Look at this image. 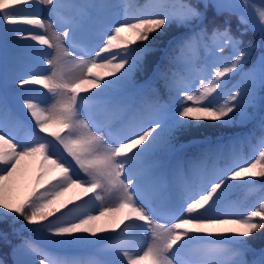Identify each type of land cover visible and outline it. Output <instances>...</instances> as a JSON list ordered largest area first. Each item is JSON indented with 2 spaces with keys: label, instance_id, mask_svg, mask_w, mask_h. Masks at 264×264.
I'll list each match as a JSON object with an SVG mask.
<instances>
[{
  "label": "snow or ice",
  "instance_id": "6c2138e0",
  "mask_svg": "<svg viewBox=\"0 0 264 264\" xmlns=\"http://www.w3.org/2000/svg\"><path fill=\"white\" fill-rule=\"evenodd\" d=\"M231 16L236 31L230 19L217 23ZM9 37L16 52L0 51V225L9 229L0 228V248L11 245L16 259L0 264H264V196L226 203L232 188L264 178V2L0 0V41ZM37 59L46 67L31 71ZM25 126L54 140L20 136ZM206 126L238 129L224 166L181 165V138ZM119 215L116 227L97 228ZM65 248L93 251L78 258Z\"/></svg>",
  "mask_w": 264,
  "mask_h": 264
},
{
  "label": "trees",
  "instance_id": "16d2710c",
  "mask_svg": "<svg viewBox=\"0 0 264 264\" xmlns=\"http://www.w3.org/2000/svg\"><path fill=\"white\" fill-rule=\"evenodd\" d=\"M148 0H130L129 4L133 7L143 6L147 3ZM225 2H235L240 3V0H225ZM253 3L260 5L261 3L253 1ZM241 11L248 16L249 19H253L252 13L245 7L242 8ZM223 19H230L233 27V31L240 26L238 22V18L236 16L218 18L217 23H222ZM255 39L251 34H249L245 38V44L249 40ZM159 43H166L164 41H158ZM205 54L202 52L201 56L203 57ZM130 96H134L135 94L129 93ZM238 134V129L234 127H218V126H206L203 128L192 130L186 133L182 138L180 143L183 145V148L180 149L179 158L180 162H192L195 160H199L201 158L205 159L209 168L215 167H223L225 164V157L228 151L229 146L231 145L232 139L235 135ZM259 135V133H257ZM255 142V141H254ZM244 152L246 155H250L251 151L249 148L245 147ZM169 160L174 164L175 161L173 157H169ZM238 183V182H233ZM262 186H264V178H258L255 189H248L243 187H234L229 190L226 198V203H232L236 201H246V202H255L261 196H264V191H261ZM23 221H20L16 225V228H20V224ZM0 228L5 230L8 229V225H0ZM30 233L24 232V236H28ZM259 235V234H257ZM12 244H16L19 242L20 237L10 236ZM261 243L260 240L255 241L254 246H258ZM11 245L4 246L0 248V258L5 260H14L15 256L10 252Z\"/></svg>",
  "mask_w": 264,
  "mask_h": 264
},
{
  "label": "rangeland",
  "instance_id": "374dc122",
  "mask_svg": "<svg viewBox=\"0 0 264 264\" xmlns=\"http://www.w3.org/2000/svg\"><path fill=\"white\" fill-rule=\"evenodd\" d=\"M129 1L130 0H124V2H126L128 4H129ZM253 1L258 2V3L264 2V0H253ZM77 2H79V3H106L107 4V3H120L121 0H77ZM41 7L44 8L43 17L45 18V20H47V18H48L47 7L46 6H41ZM90 26H91V22L86 21L85 22V33H84L85 36L90 35V33L88 32V28H90ZM17 27L28 28L30 26L18 25ZM54 27H56V26L54 25ZM57 30H59V28H57ZM21 43H30V41H22ZM65 46L67 47V44ZM39 47L44 48L46 52H52V50L47 49L46 46H39ZM0 51H6L9 56H11L14 52H16V45L13 43L11 37H9L6 41H0ZM69 51H72V49L69 48ZM37 55L39 56V54H37ZM48 58H50V57H48ZM85 58L87 59V57H85ZM44 67H46V65H43L40 62V60L37 59L34 62V64L32 65V67L30 68V70L31 71H42ZM4 72H5V66H4L2 58H0V82H2ZM105 79H112V77H105ZM95 91H99V89H92L89 93H81V95H91V92H95ZM116 91L114 92V94H116V93L120 94L119 90H116ZM49 103H50V101H49ZM13 107H14V111L17 114H19L20 110H21V106L19 105L18 101L14 102ZM135 116L136 115H134L133 117H135ZM128 117H130V116H128ZM130 120H131V118H130ZM26 121L30 125L34 124V122L31 120H26ZM17 131H18L20 136H26V135H29L31 132H35L41 136H47L48 139L51 137V136H48V134H46V133L39 132V129L35 128V127H27V126L20 127L17 129ZM64 155L66 156L67 154L64 153ZM69 159H71V158L69 157ZM35 168H36L35 162H29V166L25 172L26 179H31V177L35 174ZM70 195H72V194H70ZM89 195H91V193H89ZM87 198H88L87 196L84 197V199H87ZM121 218H122V215H119L114 219H107V218L102 219V220L97 222L96 226L98 229L101 227L114 228V227H116L117 224H119V220ZM111 222L113 224H111ZM125 223H128V222H125ZM119 227L122 229L123 225H120ZM133 231H135V230H133ZM112 234L115 235L116 233H112ZM59 251H60V254H63V255H68V256H73V257H78V258H87L93 250L91 248H65V249H60ZM15 259H16V257H15Z\"/></svg>",
  "mask_w": 264,
  "mask_h": 264
},
{
  "label": "bare ground",
  "instance_id": "6f19581e",
  "mask_svg": "<svg viewBox=\"0 0 264 264\" xmlns=\"http://www.w3.org/2000/svg\"><path fill=\"white\" fill-rule=\"evenodd\" d=\"M111 224H113V223L111 222Z\"/></svg>",
  "mask_w": 264,
  "mask_h": 264
}]
</instances>
